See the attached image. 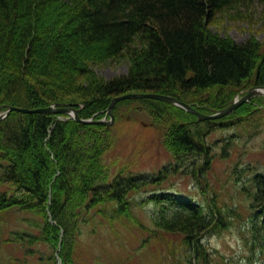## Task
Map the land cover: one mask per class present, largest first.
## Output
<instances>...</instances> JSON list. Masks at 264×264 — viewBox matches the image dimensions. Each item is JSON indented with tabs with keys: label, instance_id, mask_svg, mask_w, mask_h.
<instances>
[{
	"label": "trees",
	"instance_id": "obj_1",
	"mask_svg": "<svg viewBox=\"0 0 264 264\" xmlns=\"http://www.w3.org/2000/svg\"><path fill=\"white\" fill-rule=\"evenodd\" d=\"M252 2L264 5V0H0V107H74L81 119L96 120L115 97L154 93L211 115L230 106L239 91L264 87V44L254 37L238 43L209 28L217 14ZM124 55L130 60L125 75L104 80L92 73L100 61ZM132 101L168 119L166 148L180 161L198 157L188 175L204 186L213 158L206 144L210 132L264 110L257 109L263 104L257 97L225 117L198 121L167 102L119 103ZM59 116L11 112L0 121V213L27 216L23 230L1 238L22 256L0 258V264H82L74 256L78 231L128 217L129 196L149 184L110 178L104 163L107 126ZM257 178L253 240L264 264V176ZM151 200L169 204L155 228L180 235L192 260L209 264L202 239L227 226L215 201H208L206 214L184 197Z\"/></svg>",
	"mask_w": 264,
	"mask_h": 264
},
{
	"label": "rangeland",
	"instance_id": "obj_2",
	"mask_svg": "<svg viewBox=\"0 0 264 264\" xmlns=\"http://www.w3.org/2000/svg\"><path fill=\"white\" fill-rule=\"evenodd\" d=\"M209 28L238 43L254 37L264 44V5L252 2L217 14ZM129 67V57L124 55L100 61L92 66V73L110 80L125 75ZM250 89L239 91L232 103ZM258 97L263 104H257V109H264V96ZM114 107L112 120L108 109L96 119L112 121L108 127L110 146L104 156L110 178L122 175L124 179L134 177L149 184L129 196L128 217L122 215L119 221L106 224H87L78 231L74 247L76 261L82 264H197L180 235L155 228V220L161 218L162 209L167 211L169 204H156L151 197L168 195L200 204L206 214L208 201H215L221 210L227 226L215 227L202 239L209 251V264H262L261 248H255L257 243L253 240L256 234L251 197L256 191L254 181L264 176V110L244 122L210 132L206 144L211 147L213 158L203 177L204 186L198 185L197 177L188 175V169L198 157L180 161L166 148L168 119L152 115L137 101L119 103L115 110ZM59 115V120L71 119ZM90 119L96 121L94 117ZM26 218L25 213L17 210L0 213L1 261L22 256L15 244L1 243V238L9 240L11 232L23 230L22 220Z\"/></svg>",
	"mask_w": 264,
	"mask_h": 264
},
{
	"label": "water",
	"instance_id": "obj_3",
	"mask_svg": "<svg viewBox=\"0 0 264 264\" xmlns=\"http://www.w3.org/2000/svg\"><path fill=\"white\" fill-rule=\"evenodd\" d=\"M258 96H264V87H253L251 88L248 93L243 96L239 100H235L229 107L225 109H221L211 115H204L197 110H195L193 107L190 105L180 101L179 99L172 97V96H166V95H159V94H154V93H130V94H125L122 96L115 97L112 99L107 113L109 114L111 120L113 118L112 115V110L113 107L122 101L125 100H137V99H152V100H157V101H162V102H167L170 103L176 107H179L183 109L184 111L191 113L195 115L198 119V121H206V120H214V119H219L222 117H225L232 112H234L240 105L249 102L252 98L258 97ZM11 112H18V113H23V114H31V113H38V114H62L66 115L69 118H72L78 123L81 124H103L106 125L107 127H110L112 124L111 122H105L103 120H96L93 121V119H81L78 116V111L74 107H62V108H54L53 106H50L48 108H40V109H27V108H17V107H9L7 110H3L2 107H0V121L5 119Z\"/></svg>",
	"mask_w": 264,
	"mask_h": 264
}]
</instances>
